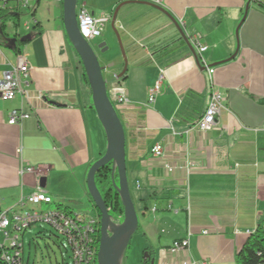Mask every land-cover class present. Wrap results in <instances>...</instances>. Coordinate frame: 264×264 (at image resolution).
<instances>
[{
	"label": "crops",
	"instance_id": "crops-1",
	"mask_svg": "<svg viewBox=\"0 0 264 264\" xmlns=\"http://www.w3.org/2000/svg\"><path fill=\"white\" fill-rule=\"evenodd\" d=\"M3 6L18 5L0 0ZM80 8L110 16L104 35L116 40L115 30L126 57L125 69L121 51L102 66L117 76L124 70L120 82L106 87L124 129L136 234L153 255L151 264H236L264 218V0H77ZM14 13L17 27L10 17L0 31V79L22 54L30 71L22 84L26 97L0 98V210L40 186L53 206L94 216L86 177L106 138L64 30L63 2L30 0ZM196 34L207 47L201 58L213 68V87L225 98L207 131L196 126L211 92L207 68L188 40ZM25 35L30 38L19 41ZM160 70V93L146 105ZM116 86L126 104L113 103L109 90ZM15 109L29 117L9 125ZM154 144L163 147L158 158L150 154ZM25 167L34 171L21 173ZM181 240L187 246L173 249Z\"/></svg>",
	"mask_w": 264,
	"mask_h": 264
},
{
	"label": "built area",
	"instance_id": "built-area-1",
	"mask_svg": "<svg viewBox=\"0 0 264 264\" xmlns=\"http://www.w3.org/2000/svg\"><path fill=\"white\" fill-rule=\"evenodd\" d=\"M10 1L19 7L30 5V0ZM156 2L160 3L161 0H156ZM76 17L79 33L87 41L99 37L105 23L110 18V16L94 17L85 8L78 9ZM188 40L196 46V55L201 58V54L207 47L200 43V36L198 34L192 35L188 37ZM202 63L207 68L211 92L205 112L197 121L196 126L201 131H207L216 124L217 116L224 109L225 98L220 91L213 87V68L208 67L203 59ZM29 71L30 66L26 56L24 54L19 55L16 65L2 74L0 98L9 101L18 95L26 97L22 84L23 79L29 76ZM163 78L164 72L160 70L156 80L148 90L146 105L154 103L156 96L160 93ZM118 79L117 75H113L110 81L116 83ZM109 93L113 103L117 105L128 102L123 90L117 86L111 88ZM28 117L27 112L22 109H15L10 112L7 123L13 125ZM162 153L163 147L160 144H154L150 149V154L155 158L160 157ZM33 171L32 167H25L20 170L21 173ZM50 204H52L51 197L43 188L38 186L30 194L21 197L16 207L0 210V260L3 264H27L23 257L22 236L28 228L37 224H45L53 228L55 235L69 248L71 264H92L97 258L95 217L67 211L63 207L49 210L34 209L40 205ZM187 244V240L176 241L172 248H184ZM197 264H207V262L202 260Z\"/></svg>",
	"mask_w": 264,
	"mask_h": 264
},
{
	"label": "water",
	"instance_id": "water-1",
	"mask_svg": "<svg viewBox=\"0 0 264 264\" xmlns=\"http://www.w3.org/2000/svg\"><path fill=\"white\" fill-rule=\"evenodd\" d=\"M62 2L64 30L82 64L84 74L91 90L93 107L106 138L104 154L91 165L86 177L87 192L100 215V237L97 249V263L121 264L127 244L138 226L137 214L131 200L126 177L124 129L107 93L106 82L102 74L104 68L100 65L90 42L79 33L76 17L77 0H62ZM124 3L126 2L120 3L114 10L112 14V24L114 23L118 8ZM114 33L125 63V69L126 57L124 50L121 45L119 34L115 30ZM98 49L104 52L107 49L105 43L102 42L98 44ZM123 72L118 75V77H120ZM110 162H112V188L117 191L123 206V220L122 223L119 224L112 223L108 208L94 180L95 173ZM114 171H116L117 183H115L113 179Z\"/></svg>",
	"mask_w": 264,
	"mask_h": 264
},
{
	"label": "rangeland",
	"instance_id": "rangeland-1",
	"mask_svg": "<svg viewBox=\"0 0 264 264\" xmlns=\"http://www.w3.org/2000/svg\"><path fill=\"white\" fill-rule=\"evenodd\" d=\"M245 16V9L242 13L240 22ZM22 26V21L19 27ZM18 27V28H19ZM104 42L106 50L101 52L98 49V44ZM90 45L94 50L100 65L105 63L113 51L120 52L119 44L117 39L115 40L112 35H104V29L102 35L99 38H95L90 41ZM103 67V66H102ZM103 78L108 84L113 75L116 73L112 71L111 67H107L106 70L102 71ZM106 84V86H107ZM131 196L133 197L132 193ZM53 204L50 205H40L34 209L49 210L54 209ZM86 214H92L91 208L87 209ZM112 223H122L123 219L113 217L110 215ZM53 228L45 224H37L30 227L24 236L23 246H24V259L27 264H71L70 260V250L67 245L61 241L60 238H56ZM146 247V243L141 236L134 233L127 247L124 251L123 259L121 264H136L142 256V251ZM27 259V261H26Z\"/></svg>",
	"mask_w": 264,
	"mask_h": 264
},
{
	"label": "trees",
	"instance_id": "trees-1",
	"mask_svg": "<svg viewBox=\"0 0 264 264\" xmlns=\"http://www.w3.org/2000/svg\"><path fill=\"white\" fill-rule=\"evenodd\" d=\"M18 6L10 7V8H0V31L3 33V27L5 19L12 18V22L14 23V26L17 27L18 22L15 20V18L12 16L14 14V11H16ZM37 25H34V28ZM17 35V34H15ZM30 38V35L22 36L19 41L24 42L27 41ZM17 39L14 38L11 40L13 47L16 46ZM85 77V75H84ZM122 77H119L118 82L121 81ZM85 80L87 82V78L85 77ZM112 162L108 163L104 167L100 168L94 175V180L96 187L102 196L107 208L109 214L113 217L123 219V206L121 204V200L118 196V193L115 189L112 188ZM113 179L115 183H117V175L116 171H114ZM91 206L94 211V217L96 219V248L98 249L99 244V211L93 204L92 200ZM61 206H56L55 208H60ZM64 208V207H63ZM64 210L69 211L67 208H64ZM139 230V226H137V229L135 233ZM56 238L57 235H54ZM147 248H145L142 252V258L141 262L142 264H151L152 262V253H147ZM235 263L236 264H264V218L263 222L259 224L256 229L249 234V236L246 238L244 243L241 245L240 249L235 255ZM0 264H3L0 260ZM92 264H98L97 258L93 261Z\"/></svg>",
	"mask_w": 264,
	"mask_h": 264
}]
</instances>
